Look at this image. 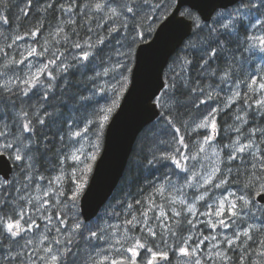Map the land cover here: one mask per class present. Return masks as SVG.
Returning <instances> with one entry per match:
<instances>
[{"label": "snow or ice", "instance_id": "snow-or-ice-1", "mask_svg": "<svg viewBox=\"0 0 264 264\" xmlns=\"http://www.w3.org/2000/svg\"><path fill=\"white\" fill-rule=\"evenodd\" d=\"M8 2L0 0V8L11 11ZM21 3L14 7L24 17H28L30 11L39 12L41 16L49 10L64 14L66 19L58 20L55 35L65 33L63 40L80 52L71 59H60L63 53L57 49L52 53V59L33 71L34 66L25 61L48 49L37 52L35 47H30L27 55L18 51L20 59L9 61L15 69L11 76L0 74L3 76V83H0V264H264V147H261L264 145V0H237L233 10L217 13L211 26L199 27V42H190L187 46L192 58L186 55L180 65L172 68L164 93L167 99L161 105L169 107V116H172L173 113L180 115L190 113L191 109L199 110L201 105L207 107L209 101L214 100L213 93L218 85H209L206 89L200 86L199 79L193 81L188 71L193 61L200 70L199 76L216 77L221 83H227L235 82L238 66L258 60L262 66L253 64L248 80L240 81L246 89L243 95L240 91L234 93L244 107L234 117L239 124L228 125L227 131L237 135L229 137V144L223 148L212 147L213 140L220 135L217 117L221 108L215 105L202 113L200 122L195 125V129L211 127L213 130V135H205L203 140L211 147L210 154L202 146L197 147L194 154L176 147V144L183 148L188 145L184 135H179L181 128L172 120L167 121L171 139L165 130L155 145L147 149L145 161L148 165L171 161L182 172L191 171L192 179L188 180L186 176L185 186L197 190L199 195L194 196L195 199L212 198L210 188L222 190L216 201L218 207L203 213L209 217L205 226L213 232L208 236L200 232L195 239L191 229L198 226L193 219H180L182 212L175 207L170 208V219L164 206L151 197L147 209L140 211V218L131 215V219L124 221L126 227L108 225L114 229L109 232L86 222L82 214L75 211L79 192L62 201L63 186L53 187L64 175L67 160L71 159L73 166L87 164L88 156L83 147L75 148L71 153L57 149L60 176L47 178L37 167L41 158L48 159L54 140L59 141L61 147H75L85 139L89 127L103 128L112 109L93 107L92 103L97 90L106 92L101 81L115 82L120 87L128 82L126 73L130 71L132 49L145 33H151L154 21L167 12L168 5L162 0H88L81 7L77 0L59 3L57 0H36L33 9V0H21ZM76 16L80 18L79 25ZM196 22L199 24V18ZM8 23V16L0 14V24ZM66 25L71 26L70 30L77 37L78 27L85 30L82 43L70 39L65 32ZM43 27L44 23L40 21L27 35L35 39ZM23 39L25 37L18 34L13 43ZM0 52L5 57L9 55L4 49ZM20 65L24 67L20 68ZM72 68H77L87 81L85 88L73 90L66 76L60 84L56 83ZM236 87L239 88V83ZM85 92L91 95H85ZM192 96L196 99L192 100ZM33 98L38 103H30ZM227 107H231V103ZM81 110L80 118L72 115L73 111ZM89 147L98 145L90 143ZM224 148L228 149L226 157L221 156ZM9 161L22 174L20 179L8 177L5 169L9 168ZM189 161L193 162L191 169ZM87 167L90 170L91 166ZM164 179L170 187L158 188L161 196L166 191L183 195V186L177 188L167 175ZM44 180L47 186L42 189L38 182ZM230 182L238 185L239 190L229 189ZM33 191L41 194L33 196ZM50 193L53 199H44ZM141 203L140 199L135 200V205ZM170 203L174 205L176 201ZM179 203L188 205L187 199H181ZM68 205H71V216ZM49 206L55 209V216ZM205 206L213 208L212 204ZM127 208L131 213L134 205L128 204ZM193 209L194 205H188L189 213ZM149 212L153 215L149 216ZM38 219L45 221L43 228L37 223ZM216 229L222 231L217 233ZM226 229H231V235L223 231ZM184 232L189 233L186 238ZM205 241L211 247H201ZM230 252L239 254L235 261ZM251 256L258 259L253 262Z\"/></svg>", "mask_w": 264, "mask_h": 264}, {"label": "trees", "instance_id": "trees-1", "mask_svg": "<svg viewBox=\"0 0 264 264\" xmlns=\"http://www.w3.org/2000/svg\"><path fill=\"white\" fill-rule=\"evenodd\" d=\"M12 1L13 0H10L9 3H11ZM87 1L88 0H77V3L81 4V7H82L83 3H87ZM57 2L58 3L63 2V0H57ZM162 2L168 5L167 12L160 14V18L155 20L153 23V30L151 31V33L150 34L145 33L143 39L139 40L137 42L136 47L132 49V60H131V63L128 65L130 71L126 73V75L128 76L129 82H127L123 87H120V85L119 86L117 85L118 91H114L113 93H110L112 95L110 94L106 95L107 91L104 92L103 94H101V92H98L97 93L98 95L95 96L96 98L93 99L92 101L93 107L112 109V111L108 113V115H110L109 120L111 119L114 112L117 110L118 105L120 104L121 99L130 83L131 70L134 64L135 51H136L137 46L142 41H145L151 38L158 23L162 19H164L173 9L176 0H162ZM8 8H10L11 11H5L4 9H2V11L6 12L5 14L8 16L9 21H11L14 31L17 32L16 28H18L21 34L28 33L29 30H35V28L38 26V23L40 21H43L44 23V27L41 28L40 30V32L43 33L45 30H49L52 27L56 26L58 24V20L61 19L64 15V14L58 13L57 11L49 10L43 16H41L39 12L30 11L29 16L24 17L22 14L17 12V9L14 7L13 4H9ZM35 8H36V0H33V9ZM231 9H233V7L229 8V10ZM182 13L185 14L187 17L193 19L195 26H194V29L191 35L182 43V45L171 56L169 63L164 71L166 87L162 91L159 97L160 98V103H159L160 115L156 120H154L153 122L148 124L146 127H144V129L139 133L134 143L133 150L129 156L124 173L117 187L115 188L113 194L108 199V201L104 204V206L101 208L97 216L91 219L90 221H86L90 223L94 228L97 226L102 228L101 223H103L106 220L114 219L115 221L124 223L126 219H131V215H136L138 218H140V211L146 210L147 207L149 206V203H150V201L148 200L149 197L154 199L157 204L163 205L165 211L169 212V216L171 219L170 208L172 207L173 204H171L170 201L173 200V191L171 192L166 191L164 193V196H161L157 192V189L160 188L161 186H163L166 189L169 188L170 185L168 184L167 180L164 179L165 175L170 177L172 184H173V174L178 175L179 170L175 172L173 168V163L171 161H163L155 165H148L145 161V156L147 155V149L150 146L155 145L157 140L162 137L165 130L168 131L169 133L168 138L171 139V128L169 127L167 123L168 120H172L176 127L181 128V133L179 135H184L186 144L192 143V140L201 138L205 135H208L209 133V132L208 133L206 132V129L192 130V124L194 123L195 120L202 117L201 116L202 113H206L208 108H211V105L209 107L210 103H208L207 107H205L204 105H201V108L199 110L191 109L190 113L183 112L180 115H176L175 113H173L172 116H169V107L161 106L165 103L167 99L164 96V93L167 91V88H168L169 77L172 74V68L174 66L180 65L186 55L188 56L189 59L192 58L190 55H188L189 49L187 46L189 45L190 42H196V43L199 42L198 32H199L200 26L205 25V24L211 26L213 21L215 20V18H213L211 21L205 23L199 19V24H197L196 21H197V18L199 17L196 11L190 8L184 7L182 9ZM74 18L77 20V25H79L81 23L79 16H76ZM93 26L95 27V24ZM129 27H131V25H129ZM1 29H2V32L5 33L6 30L3 27H1ZM70 29H71L70 25L65 26V32L67 33V35L72 40H79L80 42H83V38L86 34L85 30L78 27L77 31L79 32V36L77 37L76 34L72 32ZM207 31L208 29L205 28L204 32L207 33ZM0 38L4 39V36L1 34V32H0ZM251 62L252 61H250L248 64H244L242 67L238 66L235 80L236 79L243 80V78L240 77L241 72H243V70L250 71ZM188 71H189V75L191 76L192 80L196 81L197 79H199L200 86H203L206 89L208 88L209 85H212V86L218 85V91H215L213 93L215 98L211 102L214 105H219L220 108H223L221 106L226 105L227 93L229 92V89L226 83H221L216 77H211L207 75L199 76L200 70L197 68L195 61H193V64ZM65 76L67 77V80L71 84L73 90H76L77 88L83 89L87 86V81L84 79L81 73L79 74V71L74 68L70 69L69 72L66 73L64 76H60L59 80L56 81V83L60 84V81L64 80ZM245 90H246L245 85H243L241 88L242 95ZM85 95H90V93L85 92ZM191 99L195 100L196 96H192ZM243 107H244L243 102L237 98L233 103H231V107H225L223 110L220 111L217 117V123L220 127V135L216 137H217V142L219 143L221 148H223L224 145L229 144L230 142L229 137L234 138L237 135L234 132H228L227 126L237 125L234 117L241 113ZM88 111L90 113L91 108ZM74 112L76 111H73L72 115H74ZM109 120L104 123L103 128L97 129L95 125H92L91 127H89V131L87 132L88 140L92 142L93 145H98V147L94 148L95 157H97L102 150L103 142H104V135H105L106 127H107ZM185 122H187L186 125H185ZM226 132L227 134H225ZM37 133L38 135L40 134L39 127L37 128ZM49 136L51 138L52 136L51 132L49 133ZM55 144H58V142L54 140L49 148L48 159L41 158L40 163L38 165H42L44 163L45 166L49 165L48 169H52L55 166L56 160H57L55 159L56 158L55 152L57 151V145ZM175 146L178 147L177 144ZM261 147H264V145H261ZM227 152H228V149L224 148L222 152V157H226ZM173 154L175 155V153ZM94 161L95 160H92L91 165H90L91 166L90 170L87 169L86 174L84 175V177H82V181L80 184H79V179L75 181L70 179V183L75 184V189H76L75 193L79 192V197L75 202L76 203L75 211H78L79 213H80L79 199L88 183L89 177L92 172ZM233 163L235 164L237 162H233ZM38 165L37 167H39ZM221 167L223 168L224 166L221 165ZM13 168H14L13 177L17 178L19 171L15 166ZM243 179L244 178L241 177V180ZM81 185H83L82 188L80 187ZM228 187H231L236 191L239 190L238 185L233 184L231 182L228 185ZM165 197H167V199H165ZM136 199H140L142 203L140 205H135ZM128 204L134 205V208L132 209L131 213L129 212L127 208ZM70 210H71V205H70ZM178 211L182 212V216L180 217V219H188V215L184 213V209H182L181 204H179ZM156 214L158 215V213ZM68 215L69 216L72 215V210L68 212ZM152 215L153 213L149 212V216H152ZM186 234L187 232H184V236ZM249 244L251 245L252 242H249ZM252 247L255 248L256 246L252 245ZM230 255H232L233 260L235 261L239 254L236 252H230ZM257 259H258L257 256H251V260L253 262H255Z\"/></svg>", "mask_w": 264, "mask_h": 264}, {"label": "water", "instance_id": "water-1", "mask_svg": "<svg viewBox=\"0 0 264 264\" xmlns=\"http://www.w3.org/2000/svg\"><path fill=\"white\" fill-rule=\"evenodd\" d=\"M236 3L237 0H176L174 8L158 24L152 37L138 45L130 85L107 125L102 151L80 199L85 221L94 218L112 195L139 133L160 115L156 99L165 87V67L194 27L193 20L181 13L183 7L195 10L207 22L216 10ZM5 171L10 178L11 161Z\"/></svg>", "mask_w": 264, "mask_h": 264}, {"label": "rangeland", "instance_id": "rangeland-1", "mask_svg": "<svg viewBox=\"0 0 264 264\" xmlns=\"http://www.w3.org/2000/svg\"><path fill=\"white\" fill-rule=\"evenodd\" d=\"M17 3H21V0H13L11 3L8 2V6H9V4L15 5ZM21 7H23L22 3H21ZM233 9H231V10H233ZM226 11H230V10L225 9V10L218 11L217 13L226 12ZM5 13L6 12H3L2 8H0V14H5ZM217 13L214 15L215 19L217 18ZM62 18L66 19V16L63 15ZM14 21H15V19H14ZM1 27H3L6 30L5 33L2 32ZM57 27H58V24L49 30H45L43 33L40 32V34L38 36H36L35 39H33L32 37L28 36L27 33L21 34L20 30L18 28H16L17 32H15L13 27H12L11 21H9V23L7 25L0 24V32L4 36V39L0 38V49H4L9 54L8 57H5L3 55V53L0 52V74H7L8 76H11L12 72L15 69L12 65H10L9 61L12 58H15L17 60L20 59L18 51H23L25 53V55H27V50L30 47H35L37 49V52H41L42 49H44V48L48 49V51L44 52L42 55H34L32 57H28V59L25 61L26 64H31L34 66L33 71H36V66H42L43 63H46L48 59H52L53 58L52 53L55 52L57 49H59L60 53H63V55L60 57V59H65V58L71 59L72 55L79 54V52H80L79 49L72 48L70 43H66L63 40V36L65 35V33H60L59 35H55ZM106 27H107V25H106ZM18 34L24 36L25 39L17 40V41H15V43H13V41L15 40V37ZM9 45H11V47H9ZM59 62L60 61L57 60V64H59ZM253 64H255L256 67L262 66L259 63V61L255 60V59L252 60L251 66ZM19 67L23 68L24 65H20ZM74 69H77V68H74ZM250 71L243 70V72H241L240 77L243 78L244 81H247L248 80L247 74H249ZM79 74H80V72H79ZM57 75H59V74L57 73ZM41 79H43V77H41ZM240 81H241L240 79H236L235 82L230 80L229 82L226 83V85L228 86V89H229V92L227 93V98H226L227 103H226V105H223L221 107L225 108V107H227V105L229 103H233L237 99L234 96V93L236 91L241 92V88L244 85V83H240ZM0 83H3V76L2 75H0ZM237 83H239V88L236 87ZM101 84L106 88V91H107L106 95L113 93L114 89L118 88L117 85L119 86V84H117L115 82L108 83L106 81H101ZM217 90H218V87H216L215 91H217ZM98 92H100V91L97 90L95 96L98 95L97 94ZM103 93L104 92H101V94H103ZM30 95H31V93H30ZM90 95H91V93H90ZM110 95H112V94H110ZM95 96L93 97V99L96 98ZM158 101L160 102V98L158 99ZM30 102L38 103L36 98H33V100ZM209 103H210L209 107H210V105H211V107L215 106L214 104H212L211 101H209ZM223 108H221V110ZM82 115H83V111L81 110L78 113L74 112L73 116L80 118ZM201 118H198L197 120L194 121V123L192 124V130L195 129V125L200 122ZM236 123H237V125L239 124L238 121H236ZM82 127H83V125L81 126V128ZM78 130H81V129H78ZM206 132L207 133L209 132L208 135H213V130L211 129V127L207 128ZM204 137L205 136H203L201 138H197L196 140H192V143L187 144L188 145L187 148H183V146L179 145V144H177V145H178V147L182 148L184 152L190 153V154H194L197 150V147L202 146L205 149H207L209 151V154H210L211 153V147L209 145L203 143ZM56 142H58V144H55V145H57V149H59L60 152L71 153V152L75 151V148L83 147L84 151L87 152V156H88L87 164H75V166H73L74 162L71 159H69L65 162L64 175L60 177V180L58 182L53 184L54 188L60 187L61 185L63 186L64 196L61 198L63 201L67 198H70L76 191L75 184L70 183V179H68V177L71 175V179L74 181L79 179V184H80L82 181V177H84V175L86 174V171L88 169L87 165H91V162H92L91 157L95 156V151H94L93 147H89V144L90 143L93 144V143L88 140V134L87 133L85 134V139H82L79 144L75 145V147H61L60 142L59 141H56ZM212 147H216L217 149L221 148L219 143L217 142V137H215V139L213 140ZM55 153H57V151ZM221 156H222V153H221ZM80 158L83 159L84 158L83 155H81ZM55 159H57V156ZM192 163H193L192 161L188 162V167L190 169H191ZM205 163H207V161H205ZM38 166H39L38 167L39 173L44 175L47 178H54L56 176H60L59 164H58L57 160H56L55 166L52 169H48L49 165L45 166L44 163L42 165H38ZM173 168H174L175 172L178 171V168H176L174 163H173ZM21 175L22 174L18 173L17 179H20ZM34 175H35V173H34ZM186 176H187L188 180H191L192 179L191 171L189 173H184L179 169L178 175L173 174V184L176 185L177 188H180L183 186V195H178V193L176 191H173V200H175L176 203L174 205H172V207H175L176 210L178 211L179 210V204H180L179 201L181 199H187L188 205H194V209L191 213H189L187 211L188 205H182V209H184L185 213L187 212L188 219H193L194 223L197 224V226H198V228H192L191 229L193 238L195 239L196 237H198L200 232H203V235L208 236L213 232V230L209 229L205 226L204 222L206 220H208L209 217L203 215V213L211 212L216 207H218V204L216 203V201L220 198L222 190L210 188V192L213 194L212 198L206 197L205 201H200V200L194 198V196L199 195L197 190L195 188H188L187 186H185V177ZM11 177H13V173H12ZM38 183L42 189L47 186L46 180L39 181ZM229 189H231L232 191H236L231 187H229ZM200 191L202 192L203 189H201ZM32 194H33V196H35V195H40L41 193H36L35 191H33ZM223 194L227 195V192H224ZM44 199L51 200V199H53V197L50 193L49 196L45 197ZM206 203L212 204L213 208L206 207L205 206ZM49 207L51 208V206H49ZM68 209H69L68 212H70L71 211L70 205H68ZM29 211L31 212L30 208H29ZM51 212H52V215L55 216L56 213H55L54 208H51ZM37 223H39L41 225V228H43L45 221L38 219ZM101 225H102V228L108 229L109 232H112L114 229L108 228V225H121L122 227H126V225H124V223L115 221L114 219L106 220L103 223H101ZM215 231L217 233H219L222 230L216 229ZM223 231L226 232L227 234L231 235V229H226ZM188 234L189 233H187L185 235V238L188 236ZM117 235H120V232H117ZM213 243H215V242H213ZM201 247L209 248V247H211V244L208 241H205V243L203 245H201ZM221 247L223 248L224 245L221 244ZM161 264H163V263L161 262Z\"/></svg>", "mask_w": 264, "mask_h": 264}, {"label": "bare ground", "instance_id": "bare-ground-1", "mask_svg": "<svg viewBox=\"0 0 264 264\" xmlns=\"http://www.w3.org/2000/svg\"><path fill=\"white\" fill-rule=\"evenodd\" d=\"M178 49V48H177ZM176 52V51H175ZM251 67V66H250ZM167 71V70H166ZM129 82V81H128ZM218 91V90H217ZM110 116V115H109ZM95 136V135H94ZM91 137V136H90ZM227 151V150H226ZM70 166V165H69ZM172 174V173H171ZM163 178V177H162ZM163 181V180H162ZM187 213V212H186ZM110 215V214H109Z\"/></svg>", "mask_w": 264, "mask_h": 264}]
</instances>
